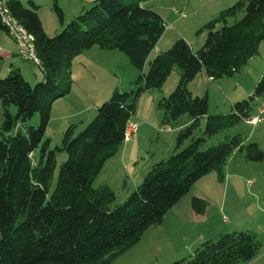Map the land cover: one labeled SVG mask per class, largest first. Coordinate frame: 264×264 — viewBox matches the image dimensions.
Masks as SVG:
<instances>
[{
	"label": "trees",
	"instance_id": "obj_1",
	"mask_svg": "<svg viewBox=\"0 0 264 264\" xmlns=\"http://www.w3.org/2000/svg\"><path fill=\"white\" fill-rule=\"evenodd\" d=\"M145 1L149 0H94L67 23L55 4L62 29L48 36L34 1L5 0L9 15L30 37L36 61L20 53L18 39L0 19V32L19 48L9 56L34 62L42 79L33 85L13 65L0 78V264H111L150 226L161 223L202 177L216 172L222 182V169L231 157L241 154L251 162L264 161L258 143H247L240 132H231L252 117L264 98V69L251 95L232 102L226 113L210 114L207 94L193 96L188 89L199 73L211 81L229 78L259 54L264 43V0L236 1L201 26L198 33L205 32L206 37L200 48L193 50L179 38L157 53L146 70L165 22L157 11L142 5ZM94 47L127 56L139 71L132 83L135 89L113 90L82 130L69 125L61 144L51 149V138L45 134L52 105L71 91L73 59ZM176 66V87L158 103L162 123L183 114L191 121L178 130L168 159L154 163L128 198L113 206L114 191L108 185L94 188V180L123 144L126 124L141 95L160 88ZM35 114L38 124L28 125ZM202 119L205 124L198 135ZM222 132L224 141L201 149L207 139ZM59 153H65L66 160L51 190ZM192 206L202 212L205 203L194 197ZM260 248L254 232L236 230L204 241L192 254L170 264H242L253 260Z\"/></svg>",
	"mask_w": 264,
	"mask_h": 264
},
{
	"label": "rangeland",
	"instance_id": "obj_2",
	"mask_svg": "<svg viewBox=\"0 0 264 264\" xmlns=\"http://www.w3.org/2000/svg\"><path fill=\"white\" fill-rule=\"evenodd\" d=\"M20 1L26 4L30 0ZM32 1L39 6L38 15L44 32L48 36H54L62 29L54 10L55 4L62 10L65 23L78 15L82 7H90L92 4V2L85 0ZM228 1H145L147 7L160 14L166 26L155 49L160 48L161 51H165L170 48L175 40L182 38L193 50H197L206 37L205 32L198 33L201 26L238 0H230L231 2L224 4ZM174 10L180 14L176 15ZM211 11H214L212 17L208 16ZM233 21L232 19L229 20L228 24L231 25ZM94 48L97 50L96 52H109L102 51L97 47ZM155 49L146 62L145 70L149 61L157 54ZM18 51L19 48L16 43L5 33L0 32V52L6 54L18 53ZM111 51L118 54L119 57L116 55V57L111 58L110 55L102 56L84 52L73 59L70 67L71 91L66 98L55 101L50 112V121L45 137L51 138V149L61 144L63 132L69 125H77V132L82 130L95 116L96 105L99 106L102 101L106 100L113 90L116 88L121 91L135 89L132 83L138 77L139 71L130 64L124 53L116 50ZM258 64H263L264 67V43L259 47V54L250 59L240 72L235 73L233 77L213 81L216 88H210V114L229 111L231 103L228 102L229 100L222 99V88L225 89L226 85L232 86L235 82L240 83L239 92L242 91V96L233 98L234 102L242 101L251 95L254 85L263 72L262 70L256 80L251 78ZM11 65L19 67L23 77L33 85L42 79V71L39 66L32 61L22 60L20 57L0 59V78L7 75ZM178 80L179 68L176 66L160 88L147 90L141 95L131 117L134 118L133 121L137 123L140 130L138 144L129 148L125 153L123 146L126 143L123 142L118 153L105 163L94 180V188L108 185L114 191L113 206L122 204L128 198L142 183L144 176L154 163L168 159L175 149V138L178 130L190 123L184 124L186 120L190 121L191 119L188 114H183L168 124L163 125L162 123L163 111L158 107V103L163 95L167 97L174 90ZM220 80L222 83L217 84L216 81ZM209 84L198 82V96L207 93L211 86ZM251 85H253L251 91L243 94ZM107 88L113 89L107 97L103 98L102 91ZM225 92L231 93L227 89ZM237 95L239 96V94ZM263 105L264 98L259 100L258 107L253 110L254 116L258 114V109ZM9 110L14 113L15 108L10 107ZM2 114L3 108L0 105V125ZM38 122L39 116L35 114L27 124L36 126ZM204 124L205 119H202L201 127L197 131L198 135L201 133ZM180 125L183 126L180 127ZM261 127L264 129V121L257 128L260 129ZM257 128L249 125L246 121H241L231 129V132H240L245 142L249 143L258 140L259 136L253 135L258 130ZM224 139L225 133H218L207 139L201 149L206 150L214 147ZM259 143L261 149L264 150V138L259 140ZM65 160V153L57 155V165L51 182V190L56 183L58 168ZM232 160H235L231 165L232 167L235 163H239L237 174L230 173L229 175L226 169H222L223 174H225V180L222 182L219 181L216 172L213 173L212 177L197 181L189 192L168 210L161 223L150 226L135 245L117 257L111 264H170L192 254L194 249L204 241L216 239L221 234L236 230L254 232L261 244L256 257L242 264H264V161L251 162L241 154L231 157L228 162ZM194 197L204 201L205 207L202 212L193 208L192 198Z\"/></svg>",
	"mask_w": 264,
	"mask_h": 264
},
{
	"label": "crops",
	"instance_id": "obj_3",
	"mask_svg": "<svg viewBox=\"0 0 264 264\" xmlns=\"http://www.w3.org/2000/svg\"><path fill=\"white\" fill-rule=\"evenodd\" d=\"M86 2H93L94 0H85ZM232 1V0H231ZM230 0L228 1V2H225L224 4H228L229 2H231ZM142 5H144V6H146V3H142ZM83 8V7H82ZM81 8V9H82ZM219 8H221L222 9V7H219ZM220 10V9H219ZM214 15V11H211L209 14H208V16H213ZM216 14V13H215ZM210 17V18H211ZM205 18H209V17H205ZM209 18V19H210ZM204 20H206V19H204ZM161 50L162 49H160V48H157V49H155V52L156 53H159V52H161ZM97 50H95V48H92V49H90V50H88V51H85V52H87V53H92V54H94V55H96V54H100V55H110V57L111 58H113V56L114 57H116V55L119 57V55L118 54H115V52H112V51H109V52H96ZM103 53H107V54H103ZM152 56V53L149 55V57H148V59L150 58ZM5 57H10L9 56V53H6L5 54ZM117 57V58H118ZM146 66V65H145ZM264 69V67H263V64L262 65H259L258 64V67H257V69L255 70V72H253V76L251 77V78H253V80H256L258 77H259V75L261 74V72H262V70ZM133 74V76H134V72L132 73ZM255 76V77H254ZM233 77V76H232ZM252 80V79H251ZM236 81H238V80H236ZM198 82L200 83V82H203V83H205L206 85L208 84V83H210L211 84V86L208 88V91H207V93L206 94H208L207 96H208V98L209 99H211L210 98V94H211V91H210V88L212 87H214V83H213V81H211L205 74H203V73H199L198 75H196V77L189 83V91L191 92V94L193 95V96H198V88H199V86H198ZM217 82V84H220V83H222L221 82V80L220 81H216ZM209 84V85H210ZM254 85V84H253ZM253 85H251V87H249V89H247V91H245V93H243V94H246L247 92H249V91H251V88H252V86ZM218 87H219V85H218ZM217 87V88H218ZM214 88H216V87H214ZM239 88H240V83L239 82H235V84L234 85H232V86H228V85H226V88L225 89H227V91H231V93H226L225 92V89H223L222 88V92H223V98L222 99H226L228 102H230V103H232V102H234L233 100V98H239L240 96H242V91L241 92H239ZM105 89V88H104ZM112 89L113 88H111V89H106L105 91L103 90L102 91V94L101 95H103V98H105V97H107L109 94H110V92L112 91ZM241 93V94H240ZM196 94V95H195ZM237 94H239V96L237 95ZM237 95V96H236ZM165 95H163V97H164ZM103 102V101H102ZM96 108H97V105H96ZM252 116H254V114L252 115ZM134 119V118H133ZM133 119L131 118L130 119V121L131 122H135V121H133ZM190 121H191V119H190ZM189 120L187 121H185V123L184 124H188L189 122H190ZM261 123H263V122H261ZM261 123H259V124H261ZM183 124V125H184ZM259 124H257V125H255V128H257L258 127V125ZM183 125H180V127L181 126H183ZM258 129V128H257ZM262 134V135H261ZM253 135H258L259 137H258V140L257 141H254V142H256V143H258L259 144V146H260V143H259V140H262L263 138H264V129H263V127H261L260 129H258L257 131H255L254 133H253ZM138 136H140V130L139 129H137V132L132 136V140L130 141V142H126V145H124L123 146V151L126 153L128 150H129V148H131V147H134V146H136V144H138ZM251 136V135H250ZM261 147V146H260ZM233 161H235V160H232L231 162H228L227 164H226V166L223 168L224 170L226 169V172L230 175V173H233V174H237V172H238V168H237V166H238V164L239 163H235L234 164V166L232 167L231 165H232V163H233ZM213 173H215V172H210V173H208L207 175H205L204 177H202L201 179H203V178H206V177H212V175H213ZM224 175V180H225V174H223ZM200 179V180H201ZM237 179V178H236ZM199 180V181H200ZM223 180V181H224ZM235 180V179H234ZM231 181H233V180H231Z\"/></svg>",
	"mask_w": 264,
	"mask_h": 264
},
{
	"label": "built area",
	"instance_id": "obj_4",
	"mask_svg": "<svg viewBox=\"0 0 264 264\" xmlns=\"http://www.w3.org/2000/svg\"><path fill=\"white\" fill-rule=\"evenodd\" d=\"M176 15L180 14L177 10H174ZM0 19L1 21L9 28L10 33L14 35L18 41L19 46L21 48L20 53L26 57L31 58L36 61L31 47H30V37L25 33L20 25L9 15L8 9L5 4V0H0ZM166 28V26H165ZM28 50H27V49ZM264 121V105L258 109V114L256 116H252L246 122L249 125L255 126ZM138 126L137 123L128 121L125 127L123 142H130L132 140V136L137 132Z\"/></svg>",
	"mask_w": 264,
	"mask_h": 264
}]
</instances>
